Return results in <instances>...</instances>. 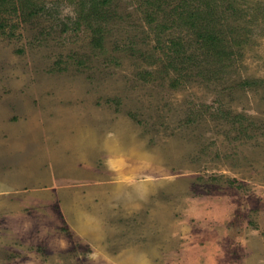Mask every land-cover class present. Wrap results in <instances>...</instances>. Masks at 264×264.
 <instances>
[{
    "label": "rangeland",
    "instance_id": "1",
    "mask_svg": "<svg viewBox=\"0 0 264 264\" xmlns=\"http://www.w3.org/2000/svg\"><path fill=\"white\" fill-rule=\"evenodd\" d=\"M0 264H264V0L1 2Z\"/></svg>",
    "mask_w": 264,
    "mask_h": 264
},
{
    "label": "trees",
    "instance_id": "2",
    "mask_svg": "<svg viewBox=\"0 0 264 264\" xmlns=\"http://www.w3.org/2000/svg\"><path fill=\"white\" fill-rule=\"evenodd\" d=\"M4 0H0V3L3 2ZM203 37V36H202ZM202 39H205V37H203Z\"/></svg>",
    "mask_w": 264,
    "mask_h": 264
}]
</instances>
